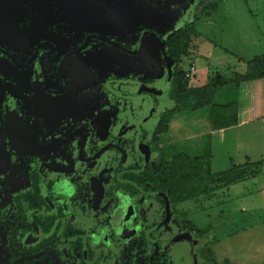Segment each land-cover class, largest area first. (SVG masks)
<instances>
[{"label":"flooded vegetation","instance_id":"af4514ba","mask_svg":"<svg viewBox=\"0 0 264 264\" xmlns=\"http://www.w3.org/2000/svg\"><path fill=\"white\" fill-rule=\"evenodd\" d=\"M184 3L0 0V264H141L125 240L152 222L150 264L174 237L196 261L145 179L165 156Z\"/></svg>","mask_w":264,"mask_h":264},{"label":"rangeland","instance_id":"374dc122","mask_svg":"<svg viewBox=\"0 0 264 264\" xmlns=\"http://www.w3.org/2000/svg\"><path fill=\"white\" fill-rule=\"evenodd\" d=\"M215 1L185 0V12L176 19L175 26L191 21ZM195 29L198 35L192 38L182 63L186 69L194 61L196 71L189 78L190 85L206 83L207 76L215 70H226L228 65L243 72L250 59L264 53V0H221L217 11L209 19L197 22ZM222 61L225 63L220 64ZM229 87L231 90L225 94ZM236 90L224 86L214 101L234 99L239 93ZM209 111L206 106L173 117L169 131L161 138L168 159L178 152L208 158L211 172L248 160L264 161V118L210 134ZM172 125L176 127L171 129ZM121 209L120 216L124 217V203ZM177 210L179 214H172L168 225L180 233L189 248H198L194 249L197 264H213L208 261L205 247L212 251L216 264L264 261V163L255 176L219 189L210 199L185 200L177 205ZM181 212L186 213L185 222Z\"/></svg>","mask_w":264,"mask_h":264},{"label":"trees","instance_id":"16d2710c","mask_svg":"<svg viewBox=\"0 0 264 264\" xmlns=\"http://www.w3.org/2000/svg\"><path fill=\"white\" fill-rule=\"evenodd\" d=\"M219 1L221 0L203 7L197 16L175 31L173 55L176 60L179 61L183 56L188 55L192 38L198 35L195 29L196 23L209 19L217 11ZM174 8L177 18L185 12L184 4H175ZM186 73L187 68L175 75L171 96L172 107L168 111L165 124L158 126V134L168 130L169 122L176 114L194 112L206 106L210 107L209 124L212 130L264 118V53L250 59L243 72H232L228 77L215 72L207 83L200 86L190 85ZM229 85L237 90L241 88L238 97L225 102H215L214 97L217 91ZM157 149L160 151L159 162L145 174V179L149 189L160 191L167 197L173 214H179L177 205L185 200L210 199L219 189L255 176L264 163L262 160H248L219 172H211L208 158L178 152L167 159L159 146ZM152 198L160 207L157 211L155 221L157 222L164 215L163 197L153 195ZM180 215L184 217L185 222L186 213L181 212ZM153 224L154 222L141 224L139 239L131 237L125 240V247L140 248L141 264H150L149 254L153 250V243L144 236V230ZM158 231H151L150 235ZM157 242L159 250L153 257L154 264H197L179 239L175 237L171 240L157 239ZM111 245L122 246L114 244L113 241H110V245L104 244L105 247ZM201 252L203 253V248ZM205 252L208 261L216 264L212 251L205 247ZM125 262L128 264V261ZM261 264H264V261Z\"/></svg>","mask_w":264,"mask_h":264},{"label":"crops","instance_id":"0c3cea01","mask_svg":"<svg viewBox=\"0 0 264 264\" xmlns=\"http://www.w3.org/2000/svg\"><path fill=\"white\" fill-rule=\"evenodd\" d=\"M225 61H226V60H225ZM225 61H224V62L222 61L220 64L225 63ZM190 62H193V63H194V61H190ZM194 65H195V64H194ZM215 65H218V64H215ZM231 68H232L233 70H232ZM225 69H226V70H224V71L215 70V72H219L220 74H222V75H224V76H227V77L230 76V75H229L230 72H236V70H235V65H233V66L228 65V68L225 67ZM212 75H213V74H211L210 76H207V79H209L210 77H212ZM207 82H208V80H207ZM207 82H206V83H207ZM203 84H205V83H203ZM203 84H201V85H203ZM198 86H200V85H198ZM226 90H227V91H225V94H227V92H229V90H231V89H230V87H229V88H227ZM228 100H231V99H224V100H222L221 102H225V101H228ZM208 119H209V120H208L207 128H208V131L210 132V134L215 133V132H220L221 129H216V130H212V129H211L210 124H209V121H210V113H208ZM260 119H263V118H260ZM260 119H257V120H260ZM253 121H256V120H253ZM253 121L242 122V123H238V124H247V123H250V122H253ZM236 125H237V124H236ZM170 126H171V123L169 124V128H168V130H167L166 132L169 131ZM175 127H176V125H172L171 129H174ZM166 132H165V133H166ZM165 133H163V134L161 135V137L164 136ZM188 134H189V133H188ZM185 153H186V152H185Z\"/></svg>","mask_w":264,"mask_h":264},{"label":"built area","instance_id":"2783aa9c","mask_svg":"<svg viewBox=\"0 0 264 264\" xmlns=\"http://www.w3.org/2000/svg\"><path fill=\"white\" fill-rule=\"evenodd\" d=\"M195 65L193 62H191L189 65H188V68H187V73H186V76L187 77H191L195 74Z\"/></svg>","mask_w":264,"mask_h":264},{"label":"water","instance_id":"95a60500","mask_svg":"<svg viewBox=\"0 0 264 264\" xmlns=\"http://www.w3.org/2000/svg\"><path fill=\"white\" fill-rule=\"evenodd\" d=\"M166 206H167V203H166ZM167 216H168V211L166 212V217H167ZM164 220H165V219H164ZM164 220H163V221H164ZM160 224H161V223H159V224H158V225H156V226H159ZM157 248H158V247H157V245H155L154 252L157 250Z\"/></svg>","mask_w":264,"mask_h":264}]
</instances>
